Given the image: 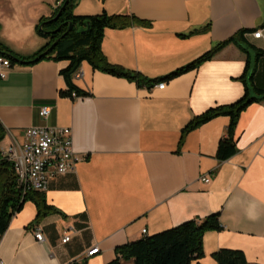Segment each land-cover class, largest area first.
<instances>
[{"label":"crops","instance_id":"obj_1","mask_svg":"<svg viewBox=\"0 0 264 264\" xmlns=\"http://www.w3.org/2000/svg\"><path fill=\"white\" fill-rule=\"evenodd\" d=\"M63 1L0 0V49L19 57L39 52L48 39L36 26ZM73 13L147 21L106 28L102 50L110 63L150 80L246 32L198 68L150 87L84 61L72 81L88 96L68 94L62 74L68 60L14 62L0 82V146L22 142L29 127H70L80 161L75 171L37 191L36 200L25 201L0 237V261L107 264L120 246L218 212L222 229L205 232L203 255L191 264H218L214 254L222 248L242 250L249 264H264V95L241 113L234 134L238 152L227 160L217 151L229 117L183 134L196 116L243 96L240 77L248 56L255 84L264 90V0H74ZM258 29L262 36L254 38ZM43 107L50 109L46 117ZM37 200L53 210L39 216ZM69 226L73 238L64 244ZM38 227L43 241L35 238ZM97 246L99 252L88 256Z\"/></svg>","mask_w":264,"mask_h":264},{"label":"trees","instance_id":"obj_2","mask_svg":"<svg viewBox=\"0 0 264 264\" xmlns=\"http://www.w3.org/2000/svg\"><path fill=\"white\" fill-rule=\"evenodd\" d=\"M74 0L63 1L59 10L51 17H43L38 22L36 29L39 35L48 39L47 44L31 57H19L11 51L0 49V53L9 57L12 64L21 62L33 64L43 59L56 61L68 60L69 66L62 70L66 77L69 90L77 96H88L90 93L80 89L72 81V74L78 70L84 61H88L94 69L107 72L118 77H127L136 80L140 86L154 85L162 80H170L184 72L198 68L203 62L211 60L215 53L231 42L240 43L246 30L218 44L212 50L203 54L191 63L178 68L170 74L150 80L135 71L108 61L102 50L106 28H124L137 22L148 25V22L134 15H97L80 16L73 13ZM60 16L55 19L58 12ZM70 23L73 29L69 30ZM55 45L53 46V44ZM245 51L246 48H242ZM244 83L245 91L241 98L230 104L211 107L202 114L192 119L184 128L183 134L207 123L215 117L227 116L230 123L227 136L218 146L217 157L227 160L238 152L234 138L235 129L241 113L253 102L259 101L257 95H264V90L255 84V68L251 67L248 56L246 69L240 77ZM5 138V129L0 122V144ZM37 191H29L24 196L18 187L13 164L3 157L0 151V237L7 230L13 216L19 212L28 199H35ZM36 200V199H35ZM38 215L46 214L51 207L36 201ZM219 213H213L204 219L187 220L175 227L162 232L146 235L141 239L132 241L116 249V258L107 264H122V261L131 260L133 264H191L194 259L203 255V236L208 230H221ZM218 264H249L245 253L239 249L222 248L215 252Z\"/></svg>","mask_w":264,"mask_h":264},{"label":"built area","instance_id":"obj_3","mask_svg":"<svg viewBox=\"0 0 264 264\" xmlns=\"http://www.w3.org/2000/svg\"><path fill=\"white\" fill-rule=\"evenodd\" d=\"M262 30L253 33L254 38H261ZM12 67L9 57L0 53V82L7 77L8 70ZM160 88L166 84L160 83ZM77 96L75 92L72 94ZM50 109L43 107L42 116H48ZM4 158L13 164L14 173L18 187L24 196L29 191L44 192L48 189L50 182L59 175L76 170L80 161L74 149L73 129L70 127L49 128L29 127L23 134V141H11L9 144L0 146ZM209 181L208 178H204ZM146 233V230H144ZM74 227L69 226L62 234V243L66 244L73 238ZM38 241L44 240L41 227L34 231ZM99 246L88 251L92 256L99 252ZM0 264H3L0 261Z\"/></svg>","mask_w":264,"mask_h":264},{"label":"water","instance_id":"obj_4","mask_svg":"<svg viewBox=\"0 0 264 264\" xmlns=\"http://www.w3.org/2000/svg\"><path fill=\"white\" fill-rule=\"evenodd\" d=\"M69 0H66V2H68ZM60 13H61V11H59L58 12V14L55 16V19H57L59 16H60ZM71 29H73V24L72 23H70V25H69V30H71ZM55 45V43L53 44V46Z\"/></svg>","mask_w":264,"mask_h":264}]
</instances>
